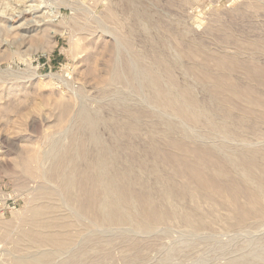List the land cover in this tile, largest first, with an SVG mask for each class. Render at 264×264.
I'll use <instances>...</instances> for the list:
<instances>
[{"label":"rangeland","instance_id":"obj_1","mask_svg":"<svg viewBox=\"0 0 264 264\" xmlns=\"http://www.w3.org/2000/svg\"><path fill=\"white\" fill-rule=\"evenodd\" d=\"M32 1L39 11L25 12L20 19L18 11H12L14 2L0 0V264H31L15 263L14 258L35 254L38 247L30 240H18L28 230L32 209L48 204V216L71 214L80 220L68 227L73 235L71 245L48 262L32 264H63L70 254L78 255L74 264H264V218H250L239 227L229 228L221 220L227 214L222 208L218 216L223 217L205 216L221 228L207 223L188 229L175 219L145 231L130 222L111 225L62 200L56 192L52 194L50 191L60 188L49 170L50 163L43 162L44 171H40L35 159L50 148L52 139L64 138L59 143L65 140L67 144L72 133L82 139L88 153L80 165L96 157L97 147L89 142V133L79 130L74 121L77 109L83 107L96 121L95 136L118 157L116 168L130 167L156 189L174 183L193 187L184 173L175 176L177 164L161 161L150 152L148 139L160 141L163 135L158 118L176 123L180 120L153 100L143 75L146 71L157 75L165 89L190 87L194 98L207 106V86L213 82L207 78L203 83L195 74L198 68L212 76L226 71L231 81L255 86L256 82L238 68L225 67L219 72L214 59L223 58L220 61L227 63L226 57L236 55L245 65L264 66V0ZM43 11L49 16H41ZM48 19H53L48 27L41 25ZM253 58L255 61H251ZM128 62L133 64L132 79L127 73ZM114 72L121 78L112 79ZM228 85L225 82L223 86ZM257 89V94H264V87ZM244 104V100L235 102L238 106ZM128 107L132 110L129 115ZM255 108L259 113L260 106ZM183 122L189 131L209 136V142L225 138L217 132L207 134L202 125L192 127ZM237 131L225 138L232 150L241 149L244 141L264 147V123H257L253 130ZM132 149L134 158L129 153ZM152 166L161 176L159 181L150 171ZM155 197L159 198L157 194ZM172 199L178 201L176 195ZM179 200L189 203V198ZM50 246L48 243L39 248ZM83 248L81 255L77 250Z\"/></svg>","mask_w":264,"mask_h":264},{"label":"bare ground","instance_id":"obj_2","mask_svg":"<svg viewBox=\"0 0 264 264\" xmlns=\"http://www.w3.org/2000/svg\"><path fill=\"white\" fill-rule=\"evenodd\" d=\"M7 1L14 2L12 11H14V13L18 11L17 16L20 19L25 12L30 13L34 11L35 13V11H39L38 7L32 4V0ZM47 13L48 12L43 11L41 16L48 17L49 14ZM51 20L53 19L43 20L41 25L48 27ZM215 58H217V56ZM238 58L236 55H230L226 57L227 63H224L226 61L223 62V60L220 61L223 58H218L217 60L214 59V64L218 67L219 72L225 67L240 69L245 77L256 82L255 86L249 83L240 84L236 81H231L230 78L232 77H230L231 75L226 71L221 72V74H216L215 72V75L212 76V73H208L205 69L202 71L203 69L198 68L196 73L192 70L203 83V80L207 78H211L213 82L210 87L207 86L210 92V104L208 106L194 98L190 87H184L180 89V91H175L170 88L165 89L162 87L163 84L157 75L149 71H146L143 75L147 86L151 90L153 100L161 108L169 109L172 112V117L173 114H175L180 120V123H176L162 116L158 118V124L164 127V129H162L163 135L160 136V141L155 137L148 139L150 143V146L148 145L150 152L158 159H161V161L177 164L179 170L174 171L177 173L175 176L179 173H184L187 179H189L187 182L189 181L191 184L194 183L193 187H189L190 185L186 184V182V185H176L174 183L168 186V184H165L156 189L150 187L144 179L130 167L126 170H124V168H116L115 164L118 161V157L111 153V148L107 144L100 142L95 136L94 129L96 121L87 109L81 107L77 109L74 121L79 130H84L89 133V142L97 147L96 153L94 152L96 157L89 161L85 160L87 162L84 166L80 165V160L85 159L88 153L84 148L82 139L78 138L75 133L70 134L67 144L65 140L60 144V139L57 137V139H52L50 148L46 151H42V153L35 158L40 164V171H44L42 169L43 162L48 161L50 163L49 170L53 172L58 180L60 191L53 190L50 192L54 195L57 194L62 200L64 199L70 204L72 203L73 206L76 205L91 214L98 215L103 222L105 221L111 225L130 222V224L132 223L133 225L134 223V225L144 231L151 230L153 227H157L155 226L156 224L170 219L182 222L189 227L188 229H197L198 227L205 226L207 223L210 225L213 220H207L205 216L217 218L216 216H218L219 210L222 208L223 211L226 209L227 212L225 213L227 214L224 219L221 220H224L228 227H239V225H242V222L250 218L263 219L264 147H255L244 141L241 149L232 150L228 141H225L227 140L225 138L236 135L238 129L243 131L253 130L257 126V123H264V94H257L255 92L256 87H258V89L259 86L264 87V66L245 65L241 63ZM252 60H254V58L251 59V61ZM245 61L243 60V62ZM255 63H257V61ZM249 64L251 63L249 62ZM126 65L127 73L131 79L134 78L133 64L128 62ZM194 67L196 66L193 65L192 68ZM212 67L214 66L212 65ZM120 78L121 75L118 72L113 73L112 79L118 80ZM225 82L229 84L227 88L223 86ZM238 100H244L245 104L243 106L235 105V102ZM256 105H259L261 108L259 113H256ZM234 110L239 111L238 116L233 115L232 111ZM126 112L129 115L132 113V110L129 108ZM160 112L162 113V111ZM168 116L171 117L170 115ZM183 121L192 124V127L202 125L207 134L217 132L223 134L222 136L225 138L220 137L224 140L209 142V136L199 135L195 133L194 130L189 131ZM62 140H60V142ZM129 153H131L132 158H134L135 153L133 149ZM150 171L157 180L160 179L161 176L155 166H152ZM54 192H56V194ZM155 194H157L159 198H156ZM174 195L178 198L177 202L172 199ZM241 196L243 197V201L240 200ZM179 198L182 200H184V198H189V203L182 204ZM61 199L59 200L61 201ZM49 207H51V204L42 208L36 207L32 209L31 217L27 219L28 230L24 225L27 231L22 233L21 228L22 237L18 242L20 243L21 239L32 241V243H34L32 246L36 245L38 247L37 253L27 256H16L14 258L15 263L30 262L32 264L41 260L49 261L50 259H54L53 257L58 255L59 252H62V250L71 245L73 235L71 230L68 231V227L72 226V222L74 223L75 220L79 221L80 217L78 216L79 218L76 219L71 214L68 215L72 217L66 214V216L55 215V217H50L46 214L47 208ZM219 216L223 217L222 214ZM218 220L220 221L219 218ZM256 221L259 223L258 220ZM256 221L254 223H256ZM251 223H253L252 220L250 226ZM245 224L247 225V223ZM216 225H218V222ZM209 228L212 229V227ZM56 229H61L62 231ZM131 231L129 233H131ZM87 238L90 239L91 237ZM48 243L52 244V246H50L51 249L41 250V248H39L47 246ZM135 244L136 243H134V245ZM135 247L136 246L133 248ZM84 249L85 248L77 251L78 253L81 251L84 253ZM105 251L107 252V249ZM70 255H68V259L62 261L63 264L76 263L75 259L78 255ZM104 257L106 259V256ZM55 258H57V256ZM78 258L80 259V257ZM169 259L171 258L169 257ZM58 262L56 264H58Z\"/></svg>","mask_w":264,"mask_h":264}]
</instances>
